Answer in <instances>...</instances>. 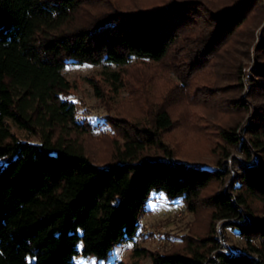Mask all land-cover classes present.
<instances>
[{
    "label": "trees",
    "instance_id": "1",
    "mask_svg": "<svg viewBox=\"0 0 264 264\" xmlns=\"http://www.w3.org/2000/svg\"><path fill=\"white\" fill-rule=\"evenodd\" d=\"M258 1L217 11L215 21L204 26L187 3L113 10L94 22L73 24L81 0H0V264H75L80 252L105 257L114 243L137 234L152 190L181 196L191 212L202 204L210 210L211 227L221 220L247 247L216 250L217 239L209 234L188 239L181 252L136 249V256L147 253L151 264H206L205 251L214 250L209 264H264V213L248 201L264 199V106L254 107V120L239 131L219 128L225 146L260 156L251 163L233 158L240 172L229 187L206 195L209 184L229 173L225 148L212 167L175 160L178 147L161 156L138 155L160 144L161 132L173 124L164 109L154 111L150 126L125 129L122 150L107 163L93 162L80 145L66 140L71 131L87 129L77 121L74 103L63 96L70 85L62 72L69 63L121 67L133 60L160 63L169 55L189 72L192 58L219 53ZM256 47L264 51V42ZM253 71L264 77V60ZM233 102L247 109L243 100ZM8 121L39 133L40 142L17 138ZM205 137L199 134L208 144Z\"/></svg>",
    "mask_w": 264,
    "mask_h": 264
},
{
    "label": "rangeland",
    "instance_id": "2",
    "mask_svg": "<svg viewBox=\"0 0 264 264\" xmlns=\"http://www.w3.org/2000/svg\"><path fill=\"white\" fill-rule=\"evenodd\" d=\"M241 1L81 0L73 24L94 22L113 10L148 11L172 2L192 6L198 18L201 17V25L205 26L215 21L217 11L232 8ZM260 42H264V0L254 5L245 22L226 39L217 55L192 58L194 70L189 69V72L188 66H182L181 60L170 58L172 55L160 63L133 60L121 67L105 62L97 65L66 64L62 72L70 88L63 96L74 103L76 119L87 129L71 131L66 140L71 139L80 145L93 162L107 163L116 159L122 150L125 129L130 130L133 125L150 126L154 111L164 109L173 124L161 132L160 144L144 147L138 155L161 156L168 150L174 153L178 147L175 160L212 167L216 165L219 152L225 148L229 151L225 157L229 173L223 181L209 184L204 194L226 189L235 174L240 172L233 158L251 163L260 156L251 151L247 157L235 148L225 146L218 134L222 127L237 126L239 131L254 120V107L264 106V77L256 76L253 71L264 60L262 47L260 51L256 47ZM113 72L118 73L119 81L114 79ZM165 77L169 80L166 81ZM235 99L243 100L247 109H237ZM8 123L17 138L40 142L39 133ZM196 127L205 130L204 133L196 131ZM60 132L57 130L54 136ZM200 133L206 135L208 144L201 142ZM248 201L255 211L264 213V199L250 197ZM177 205L183 206L179 212L176 211ZM139 222L137 234L130 240L114 243L105 257L80 252L73 257L74 263L151 264L147 253L136 256L134 251L181 252L188 239L196 241L209 234L217 239L216 250L239 252L247 247L245 239L236 230L224 228L221 220L211 227L208 208L198 204L191 212L181 196L169 197L163 191L150 192L146 211L140 215ZM205 252L206 264H209L214 250Z\"/></svg>",
    "mask_w": 264,
    "mask_h": 264
},
{
    "label": "built area",
    "instance_id": "3",
    "mask_svg": "<svg viewBox=\"0 0 264 264\" xmlns=\"http://www.w3.org/2000/svg\"><path fill=\"white\" fill-rule=\"evenodd\" d=\"M182 208H183V206H182V205H177V207H176V211H177V212H179V211H181V210H182Z\"/></svg>",
    "mask_w": 264,
    "mask_h": 264
}]
</instances>
